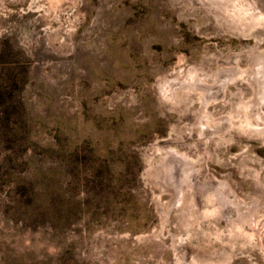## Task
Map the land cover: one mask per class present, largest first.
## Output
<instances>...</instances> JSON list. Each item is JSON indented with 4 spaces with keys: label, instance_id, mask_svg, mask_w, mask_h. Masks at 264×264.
I'll return each instance as SVG.
<instances>
[{
    "label": "rangeland",
    "instance_id": "rangeland-1",
    "mask_svg": "<svg viewBox=\"0 0 264 264\" xmlns=\"http://www.w3.org/2000/svg\"><path fill=\"white\" fill-rule=\"evenodd\" d=\"M0 264H264V0H0Z\"/></svg>",
    "mask_w": 264,
    "mask_h": 264
}]
</instances>
